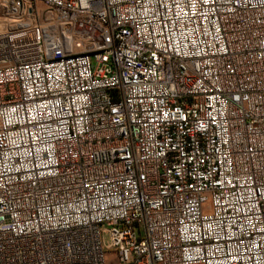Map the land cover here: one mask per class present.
<instances>
[{"label":"built area","instance_id":"obj_1","mask_svg":"<svg viewBox=\"0 0 264 264\" xmlns=\"http://www.w3.org/2000/svg\"><path fill=\"white\" fill-rule=\"evenodd\" d=\"M0 10V264H264V0Z\"/></svg>","mask_w":264,"mask_h":264},{"label":"rangeland","instance_id":"obj_2","mask_svg":"<svg viewBox=\"0 0 264 264\" xmlns=\"http://www.w3.org/2000/svg\"><path fill=\"white\" fill-rule=\"evenodd\" d=\"M2 18V17H0ZM4 18V17H3ZM30 20L31 21H38V13L37 12H30ZM13 34V26H11L10 21L9 20H2V23L0 24V36H10ZM66 49L67 50H63V56H70V55H74L75 51H79L82 50L83 48L80 46H77L74 50H71V44L69 41H67L66 43ZM103 243L104 245L108 244V236L107 234H103ZM106 262H112V257L111 255H107L106 256Z\"/></svg>","mask_w":264,"mask_h":264},{"label":"bare ground","instance_id":"obj_3","mask_svg":"<svg viewBox=\"0 0 264 264\" xmlns=\"http://www.w3.org/2000/svg\"><path fill=\"white\" fill-rule=\"evenodd\" d=\"M0 17H2V18L4 17L5 18V10H0ZM63 58H75V54L74 55H70V56H63Z\"/></svg>","mask_w":264,"mask_h":264}]
</instances>
